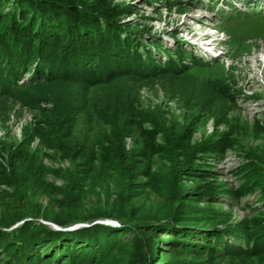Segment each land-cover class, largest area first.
I'll list each match as a JSON object with an SVG mask.
<instances>
[{"label":"rangeland","instance_id":"374dc122","mask_svg":"<svg viewBox=\"0 0 264 264\" xmlns=\"http://www.w3.org/2000/svg\"><path fill=\"white\" fill-rule=\"evenodd\" d=\"M254 1L89 0L87 5L78 1L87 6V12L103 9L107 14L111 12L116 26L125 29L128 36L140 37L145 50L150 49L161 62L166 60V51L174 50L177 44L203 61L213 60V55H206L201 48V45L206 46L217 54L216 60L207 66L190 65L187 60L185 65L189 66L178 73L140 76L139 69L133 66L135 61L122 53L120 57L114 56V49L120 45L117 41L112 51L105 50L101 41L107 39L106 34L97 35L94 47H90L88 36L82 35L79 44H74L76 49L91 52L98 62L104 61L111 68L117 64L130 67L131 73L89 84L82 79L78 67L76 74L71 75L73 66H66L63 61L60 64L63 68L57 73L67 69L74 79L58 78L0 97V167L9 166L5 181L12 185L0 186L1 199L7 202H13L14 197L21 199L22 212L29 211L32 215L6 228L0 224V230L9 232L28 221L60 229L41 215L48 211L50 197L59 202L71 196L78 165L88 163L87 158L91 160L95 145L109 143L105 146L108 147L118 143L122 136L125 148L131 149L135 140L142 142L144 130L152 127L170 132L178 124L183 125L186 133L191 132L190 145L194 151L204 142L224 138L230 141L225 158L220 160L211 157L204 164L200 153L194 152L193 161L187 162L190 168L212 170L202 173V180L191 175L197 173L195 171H191L189 177L184 175L178 180L183 192L197 183L210 182L207 179L222 188L242 186L238 167H245L246 180L264 177V1ZM88 6L93 8L88 9ZM87 24L94 26L93 22ZM197 28L208 33L204 39L194 30ZM65 39L63 47L68 48L72 38L66 36ZM27 44L25 39L23 45ZM55 52L52 50L51 55ZM134 115L144 119V124L132 126L131 137L123 140L135 120ZM173 179L175 181V176ZM255 183L258 182L254 180L253 185ZM260 185H264V178L256 187ZM260 189L239 202L228 204V198L223 197L221 202L212 205L233 224L243 218L251 220L263 209ZM195 197L198 205L205 207L201 196L196 194ZM7 215L0 207V223ZM105 220L114 221L98 218L93 222ZM117 223L114 221L111 226H119ZM75 224L88 225L86 222ZM75 224L62 229L81 227L70 228ZM224 264H264V250L249 259L232 253Z\"/></svg>","mask_w":264,"mask_h":264},{"label":"trees","instance_id":"16d2710c","mask_svg":"<svg viewBox=\"0 0 264 264\" xmlns=\"http://www.w3.org/2000/svg\"><path fill=\"white\" fill-rule=\"evenodd\" d=\"M78 1L86 5L89 2ZM78 1L0 0V97L58 78L74 79L71 75L76 74V67L89 84L131 73L130 67L117 64L111 68L104 61L98 62L91 52L76 49L82 35L88 36L90 47H94L97 35L106 34L107 39L101 41L105 50L112 51L117 41L120 45L114 49V56L120 57L122 53L135 61L132 64L139 69L140 76L178 73L189 66L185 65L187 60L195 66H207L216 60L203 61L177 44L174 50L166 51V60L161 62L150 49L145 50L140 37L128 36L125 29L117 27L111 12L107 14L106 9L87 12V6ZM87 22H93L94 26H88ZM66 36L72 38L68 48L63 47ZM25 39L27 45H23ZM52 50L56 51L53 56ZM63 61L66 66H73L71 75L67 69L57 73L63 68L60 65ZM138 116L134 115L123 140L131 137L132 126L139 123L143 126L144 119ZM173 128L170 132L154 127L145 129L142 142L135 140L131 149L125 148L122 136L118 143L108 147L105 146L109 143L95 145L91 160L87 158L88 163L78 165L71 196L59 202L50 197L48 211L41 215L61 228L28 221L9 232L0 230V264H224L232 253L243 259L256 257L264 250V185L256 187L264 177L246 180L245 167H238L242 186L222 188L207 179L210 182L197 183L183 192L178 180L184 175L189 177L195 171L191 175L201 179L202 173L212 170L191 169L187 162L193 161L194 152L200 153L204 164L207 158L220 160L225 158L230 141L224 138L204 142L194 151L190 145L191 132L186 133L181 124ZM8 167H0L3 180L0 186L12 187L5 181ZM254 180L258 182L256 185ZM259 188L263 209L251 220L243 218L233 224L212 205L223 197L228 198V204L239 202ZM196 194L201 196L205 207L198 205ZM2 196L0 207L8 214L0 223L2 227L32 217L29 211L22 212L21 199L14 197L13 202H7ZM98 218L117 221L119 226L93 222ZM79 222L88 225L62 229Z\"/></svg>","mask_w":264,"mask_h":264},{"label":"water","instance_id":"95a60500","mask_svg":"<svg viewBox=\"0 0 264 264\" xmlns=\"http://www.w3.org/2000/svg\"><path fill=\"white\" fill-rule=\"evenodd\" d=\"M102 224H106V225H113L114 224V221H110V220H105V221H102L101 222ZM53 226H55V225H53ZM77 226H84L83 224H75V225H73L72 227H70V228H73V227H77ZM55 228H57V226H55Z\"/></svg>","mask_w":264,"mask_h":264},{"label":"bare ground","instance_id":"6f19581e","mask_svg":"<svg viewBox=\"0 0 264 264\" xmlns=\"http://www.w3.org/2000/svg\"><path fill=\"white\" fill-rule=\"evenodd\" d=\"M203 27V26H202ZM202 27H200V28H202ZM204 28V27H203ZM195 31L196 30H198L197 32H200V38L201 39H204L205 37H206V35L208 34V33H206L205 31H204V29H199V28H197V29H194ZM196 32V33H197Z\"/></svg>","mask_w":264,"mask_h":264}]
</instances>
